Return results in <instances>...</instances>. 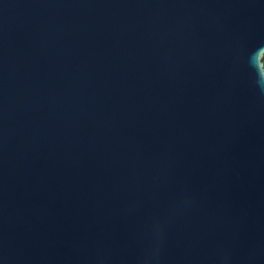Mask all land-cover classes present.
Returning <instances> with one entry per match:
<instances>
[{
  "label": "water",
  "instance_id": "obj_1",
  "mask_svg": "<svg viewBox=\"0 0 264 264\" xmlns=\"http://www.w3.org/2000/svg\"><path fill=\"white\" fill-rule=\"evenodd\" d=\"M264 0H0V264H264Z\"/></svg>",
  "mask_w": 264,
  "mask_h": 264
},
{
  "label": "trees",
  "instance_id": "obj_2",
  "mask_svg": "<svg viewBox=\"0 0 264 264\" xmlns=\"http://www.w3.org/2000/svg\"><path fill=\"white\" fill-rule=\"evenodd\" d=\"M261 60H262V63H263V68H264V54L262 55Z\"/></svg>",
  "mask_w": 264,
  "mask_h": 264
}]
</instances>
